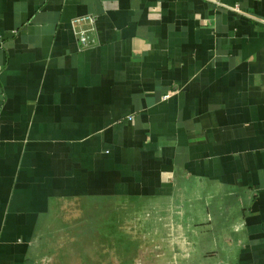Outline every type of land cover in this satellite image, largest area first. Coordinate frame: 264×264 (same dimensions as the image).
Segmentation results:
<instances>
[{
    "label": "crops",
    "instance_id": "0c3cea01",
    "mask_svg": "<svg viewBox=\"0 0 264 264\" xmlns=\"http://www.w3.org/2000/svg\"><path fill=\"white\" fill-rule=\"evenodd\" d=\"M113 198L181 208L183 264H264V0H0V264Z\"/></svg>",
    "mask_w": 264,
    "mask_h": 264
},
{
    "label": "rangeland",
    "instance_id": "374dc122",
    "mask_svg": "<svg viewBox=\"0 0 264 264\" xmlns=\"http://www.w3.org/2000/svg\"><path fill=\"white\" fill-rule=\"evenodd\" d=\"M172 209L166 200L64 202L41 234L33 264H183L185 255L202 250L180 230L182 209L175 208L179 217L169 215ZM178 240L191 241V248H177Z\"/></svg>",
    "mask_w": 264,
    "mask_h": 264
},
{
    "label": "built area",
    "instance_id": "2783aa9c",
    "mask_svg": "<svg viewBox=\"0 0 264 264\" xmlns=\"http://www.w3.org/2000/svg\"><path fill=\"white\" fill-rule=\"evenodd\" d=\"M95 20V16L91 14L78 16L73 19L72 22L80 47H89L94 44Z\"/></svg>",
    "mask_w": 264,
    "mask_h": 264
}]
</instances>
